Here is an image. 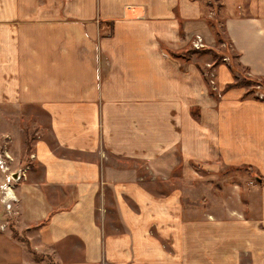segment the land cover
I'll use <instances>...</instances> for the list:
<instances>
[{
	"label": "crops",
	"instance_id": "1",
	"mask_svg": "<svg viewBox=\"0 0 264 264\" xmlns=\"http://www.w3.org/2000/svg\"><path fill=\"white\" fill-rule=\"evenodd\" d=\"M220 3L241 65L263 78L264 0ZM203 15L202 0H0V107L47 119L0 232V264H264V100L238 86L208 100L194 59L178 53L208 35ZM230 77L219 69L222 84ZM176 149L253 166L256 212L183 220L180 195L154 194L135 167L108 163L144 160L164 176Z\"/></svg>",
	"mask_w": 264,
	"mask_h": 264
},
{
	"label": "rangeland",
	"instance_id": "2",
	"mask_svg": "<svg viewBox=\"0 0 264 264\" xmlns=\"http://www.w3.org/2000/svg\"><path fill=\"white\" fill-rule=\"evenodd\" d=\"M202 3L209 32L206 36L204 33L194 34L188 44L180 49L182 51L178 53L183 54V62L188 64L194 59L204 76L210 102H219L227 91L236 89L228 87V84L235 82L240 83L237 88L242 90V95L264 100L257 96H264V77L250 76L241 65L224 28L220 0H202ZM199 35L203 42L200 49L194 47V42L200 40ZM222 67L231 75L227 84H222L219 78ZM197 113H200L199 108ZM44 128H47V119L39 109L0 107V175L3 178L0 179V193L9 181L15 182L12 176L15 179L21 176L19 180L24 176L25 168L32 161L33 142ZM108 163L118 167H135L140 182L154 194L167 198L180 195L182 219L199 224L208 220L210 212L224 214L232 207L239 208L243 204L244 211L250 212V203H256L259 198V189H253V185L258 184L259 172L249 164L232 165L222 157L188 160L180 158L176 149L174 154L165 157L164 176L162 173L156 174L144 160L115 158L109 159ZM107 206L113 209V205ZM251 212L254 214L256 211L252 209ZM100 220L106 229H110V220L102 217ZM115 223L121 225L119 221ZM165 232L167 237H163L155 227L150 230L154 238L168 246L170 235L168 231ZM18 237L25 239L20 235Z\"/></svg>",
	"mask_w": 264,
	"mask_h": 264
},
{
	"label": "built area",
	"instance_id": "3",
	"mask_svg": "<svg viewBox=\"0 0 264 264\" xmlns=\"http://www.w3.org/2000/svg\"><path fill=\"white\" fill-rule=\"evenodd\" d=\"M199 39L200 40H196L194 42V47L198 49H200L201 45L203 46V42L200 35ZM257 96L264 99L263 95L258 94ZM20 177L21 176H19L18 179H15L12 176L15 182L9 181L0 193V203L3 207V210H0V232L7 230L10 226V219L11 216H13L15 204L18 201V197L15 193V186Z\"/></svg>",
	"mask_w": 264,
	"mask_h": 264
},
{
	"label": "trees",
	"instance_id": "4",
	"mask_svg": "<svg viewBox=\"0 0 264 264\" xmlns=\"http://www.w3.org/2000/svg\"><path fill=\"white\" fill-rule=\"evenodd\" d=\"M238 85H240V83H239V82H235V83L228 84V87H229V88H232V87H237ZM22 240H25V239H22ZM35 258H36L37 260H41V259H42V258H41L39 255H37V254H35Z\"/></svg>",
	"mask_w": 264,
	"mask_h": 264
},
{
	"label": "water",
	"instance_id": "5",
	"mask_svg": "<svg viewBox=\"0 0 264 264\" xmlns=\"http://www.w3.org/2000/svg\"><path fill=\"white\" fill-rule=\"evenodd\" d=\"M15 177H17V174H15Z\"/></svg>",
	"mask_w": 264,
	"mask_h": 264
}]
</instances>
